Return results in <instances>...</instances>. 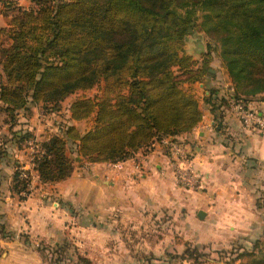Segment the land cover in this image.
<instances>
[{"label":"trees","instance_id":"trees-1","mask_svg":"<svg viewBox=\"0 0 264 264\" xmlns=\"http://www.w3.org/2000/svg\"><path fill=\"white\" fill-rule=\"evenodd\" d=\"M28 1L22 6L0 0V13L8 17L0 28L5 112L38 103L58 108L75 91L102 85L99 94L69 105L72 120L93 116L91 129L80 133L65 124L35 142L40 151L32 153L33 169L42 183L72 174V151L90 163H115L194 129L202 112L182 84L201 82L200 74L209 69L193 70L194 62L178 47L197 28V13L219 47L209 45L204 56L211 59L214 51L220 58L234 86L232 96L247 102L264 93V0ZM214 92L209 89L204 98L211 110L216 102L227 107V99L213 98ZM30 138L35 139L31 132L18 136L20 142ZM13 179L14 190L25 198L30 177L19 180L15 169ZM197 250L189 258L202 264ZM230 254L239 264H264V236L250 249L240 246Z\"/></svg>","mask_w":264,"mask_h":264},{"label":"crops","instance_id":"crops-1","mask_svg":"<svg viewBox=\"0 0 264 264\" xmlns=\"http://www.w3.org/2000/svg\"><path fill=\"white\" fill-rule=\"evenodd\" d=\"M7 20L0 13V28ZM194 51L200 55L202 45ZM212 60L209 79L199 85L215 90L213 98L227 99L234 86L219 57L214 54ZM247 104L264 111V93ZM4 107L0 101V264H81L83 259L89 264H136L131 253L140 230L136 223L146 219L145 213L160 216L166 207L179 220L175 227L194 246L219 249L240 235L257 239L264 234V134L242 125L218 102L213 111L200 101L201 121L174 137L191 149L189 162L197 179L189 188L175 185L174 157L158 142L146 155L137 153V163L129 159L118 168L80 157L68 178L42 183L31 167L30 148L18 136L27 131L40 141L53 132L50 124L57 117L41 114L43 125L40 119L22 117L18 123L23 128L11 139L10 131L17 129L8 126ZM65 117L68 125L77 126L69 110ZM17 167L31 173L25 198L14 190ZM200 210L202 218L197 216ZM141 245L148 248L149 243L143 240ZM173 248L181 247L173 243Z\"/></svg>","mask_w":264,"mask_h":264},{"label":"rangeland","instance_id":"rangeland-1","mask_svg":"<svg viewBox=\"0 0 264 264\" xmlns=\"http://www.w3.org/2000/svg\"><path fill=\"white\" fill-rule=\"evenodd\" d=\"M19 3L26 5L28 1L26 2V0H19ZM195 23L197 25V28L184 39V41L179 45L178 48H180L181 54L187 55L191 59V61L194 62V65L191 67L193 70L198 68L210 69L212 67L211 65L213 61L212 58L214 57V51H212L213 55L211 56V59H209L208 56L205 57L204 55L209 51V49H211V47H216L218 49V42L216 43L204 32L206 25L202 13H197ZM199 43L202 45L203 49V52L200 55L198 53H195L194 51L195 49H197V44ZM209 74V72H207L206 74H200L201 77L199 80H201V82L182 84V88L185 91L191 93L198 100V103L200 101H203L204 98L208 95V90L199 84L208 80ZM101 89L102 85L100 84L89 90H77L74 93L68 95L64 100H62L58 105V108H56L55 106H49L52 110H49L48 107L46 110L43 108V104L38 103L36 105L28 104V107L25 109L13 112V114H7L6 120L8 126L17 129L13 130L12 132L10 131V138L14 139L16 137L15 131H21V129L23 128V124L18 123V120H21L22 117L25 119H33V121H35L34 119H40V123L43 125L41 114H48V116L53 117V119L54 117H57L51 122L50 128H56L60 127L61 125L67 124L68 119L65 116L67 115L69 105L73 101L82 98L93 97L94 95L99 94L101 92ZM205 90L207 91L205 92ZM1 126H3V124ZM93 126L94 121L93 116L91 115L86 119L79 120L76 128L80 133H84L87 130L91 129ZM39 129H41L42 131L43 128L39 127ZM45 129L47 128H44L43 131ZM26 132L27 131L21 133L20 135L25 134ZM23 144L25 145L26 142H23ZM70 147L71 145L67 146V152L68 150H70ZM29 151L31 152V150ZM69 155L71 156L74 164L76 163L75 165L78 166V162L81 158H79V156L77 157L76 154L73 153V151L72 153L70 152ZM166 208L167 211L161 213L160 216L158 214L153 215L151 213H145L146 219H139V221L136 223V226H139L137 227V229L140 230L137 231L135 237H133V243L135 246L134 248H132L131 252L136 258V264H200L193 262L192 258H189L190 255L188 253L195 248L198 249L197 253H200L201 255L200 260L203 261L202 264H239L241 260H233L235 255H231L230 252L235 250L237 251L240 246H246L247 249H250L252 243L255 240V235L246 234L240 235L239 239L234 240L233 243H231L229 246L219 249H212L209 246H194L193 242L186 240L182 236V228L175 227V223H178L179 220L173 218L172 214L169 212V208ZM181 212L182 211H180L179 209V216H181ZM256 236L261 238L262 236H264V234H258ZM26 239L27 238H25V240ZM143 240H146L149 243V246H147L148 248H142L141 243H143ZM26 241H29V239H27ZM173 243H177L181 248L174 249ZM49 252H45L47 254V259L50 256ZM184 254L185 256L182 257ZM69 255H71L70 252L68 253V256ZM45 256L46 255H43V257ZM81 264L89 263L87 259H83L81 261Z\"/></svg>","mask_w":264,"mask_h":264},{"label":"built area","instance_id":"built-area-1","mask_svg":"<svg viewBox=\"0 0 264 264\" xmlns=\"http://www.w3.org/2000/svg\"><path fill=\"white\" fill-rule=\"evenodd\" d=\"M227 108L234 113V115L238 118L242 125L248 127L251 130L258 131L264 134V111H259L255 108H252L247 104V102L243 101L240 98H235L232 95L227 98ZM55 129L57 131V128ZM24 142H26V147L30 148L31 150V167L33 168L34 158L32 156V153L36 151L35 148L37 149V151H40V147H36V141L32 138L27 139ZM156 142L163 143L174 157L173 179L175 184L184 188L194 186L197 179V175L193 171L189 162L191 149L187 145L176 142L174 137H165ZM154 144H152V146L149 147L146 152L138 151L136 153H133L126 159L117 161L112 164L116 165L118 168H121L122 163L129 159H133L135 163H137L139 162V160L137 159V153L140 152L141 156L146 155L152 150ZM16 169H18L19 180L27 179L28 177H30L31 182V173L29 172V169L19 167H17ZM22 195L25 194L22 193Z\"/></svg>","mask_w":264,"mask_h":264},{"label":"water","instance_id":"water-1","mask_svg":"<svg viewBox=\"0 0 264 264\" xmlns=\"http://www.w3.org/2000/svg\"><path fill=\"white\" fill-rule=\"evenodd\" d=\"M197 216L200 217V218H202L204 216V212L201 211V210L198 211Z\"/></svg>","mask_w":264,"mask_h":264}]
</instances>
